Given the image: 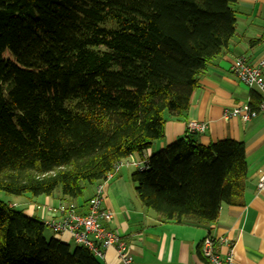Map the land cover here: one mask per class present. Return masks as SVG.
<instances>
[{
	"label": "trees",
	"instance_id": "16d2710c",
	"mask_svg": "<svg viewBox=\"0 0 264 264\" xmlns=\"http://www.w3.org/2000/svg\"><path fill=\"white\" fill-rule=\"evenodd\" d=\"M236 1L0 0V192L74 203L136 155L134 191L163 222L208 227L242 205V143L188 133L144 156L227 48ZM45 229L0 201V264H102Z\"/></svg>",
	"mask_w": 264,
	"mask_h": 264
},
{
	"label": "crops",
	"instance_id": "0c3cea01",
	"mask_svg": "<svg viewBox=\"0 0 264 264\" xmlns=\"http://www.w3.org/2000/svg\"><path fill=\"white\" fill-rule=\"evenodd\" d=\"M231 8L236 24L227 48L207 64L186 114L168 119L163 139L154 142L144 156L148 158L187 137L188 121L205 123L206 131L193 136L198 144L208 146L231 140L244 145L247 172L243 203L221 205L217 220L208 227L166 223L155 212L145 209L137 198L130 181L136 168L123 166L104 183L102 206L113 214L104 225L125 243L130 264H205L199 244L206 236L217 242L216 251L221 256L232 248L236 264H264V190H257L258 177L264 172V113L248 121L223 117L225 110L245 106L256 109L258 105V92L240 83L232 66L241 56L252 65L264 61V0H237ZM138 160L133 155L128 161ZM89 187L88 194L74 201L81 211L94 194L95 186ZM47 199L42 204L65 201L59 193ZM34 204L39 203L23 208L25 215L34 213ZM55 238L67 244L70 240L67 234ZM101 263L123 264L113 247L104 251Z\"/></svg>",
	"mask_w": 264,
	"mask_h": 264
},
{
	"label": "built area",
	"instance_id": "2783aa9c",
	"mask_svg": "<svg viewBox=\"0 0 264 264\" xmlns=\"http://www.w3.org/2000/svg\"><path fill=\"white\" fill-rule=\"evenodd\" d=\"M233 74L240 83L259 94V102L256 109L249 106L235 107L225 110L223 117H239L243 121L255 118L259 113H264V61L252 65L244 57L234 60ZM207 125L202 122L190 120L187 122V133L203 134ZM147 160L132 164L136 169H144ZM129 165L128 163L124 164ZM122 165H118L110 173L106 180L95 187L94 195L88 199L86 209L81 211L75 203L59 202L55 206H35V210H41L39 219L46 228L56 235H69L71 241L78 246L86 248L98 260L104 258V251L110 247L116 250L119 260L123 264H130L131 257L126 253V245L119 235L110 231L104 225L112 220L113 214L102 206L104 183L115 175ZM257 190H264V172H261L257 181ZM227 243L226 240H220ZM216 241L211 237H204L200 244V253L205 264H236L233 250L227 255L221 256L216 251Z\"/></svg>",
	"mask_w": 264,
	"mask_h": 264
},
{
	"label": "rangeland",
	"instance_id": "374dc122",
	"mask_svg": "<svg viewBox=\"0 0 264 264\" xmlns=\"http://www.w3.org/2000/svg\"><path fill=\"white\" fill-rule=\"evenodd\" d=\"M137 162H140V161L139 160L138 161H130V162H128L129 165H126V166L134 167V166H132V164L133 163L136 164ZM89 188H90L89 186L86 187V190H85L83 196L88 194L87 191L89 190ZM58 192H59V190L57 189L55 193H58ZM47 198L48 197H46V196H40V197H37V198L31 197V196H28V195H25V196H12V195H7V194H4V193L0 192V201L4 202L6 204H9V203L13 204L14 203V205L16 206V209L18 211H23V208L28 209L29 206H32L31 204L33 202L34 203H39V204H34L33 205L34 213L31 216L36 217V218H39L41 216L42 211L41 210H35V206L36 207L37 206H40V207L51 206V207H53V206H55L58 203L57 202L54 205H44V204H42V203L46 204V202H44V201L49 200ZM51 201H52V199H51ZM33 209H32V212H33ZM43 235L47 239L52 237V233H51V231L48 228H46L44 230ZM68 244L73 246L74 243L70 239V240H68Z\"/></svg>",
	"mask_w": 264,
	"mask_h": 264
}]
</instances>
